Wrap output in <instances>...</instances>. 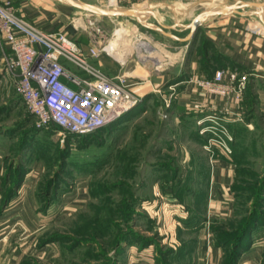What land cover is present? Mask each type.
Segmentation results:
<instances>
[{
    "label": "rangeland",
    "instance_id": "1",
    "mask_svg": "<svg viewBox=\"0 0 264 264\" xmlns=\"http://www.w3.org/2000/svg\"><path fill=\"white\" fill-rule=\"evenodd\" d=\"M80 23L78 29L68 24L61 31L99 48L115 42L118 54H100L113 65V74L95 65L108 77L128 78L125 60L150 64L159 56L153 45L143 47L141 38L156 37L157 31L135 19L94 14ZM11 56L0 43V173L9 186L19 167L25 175L36 173L33 209L17 216L26 236L22 264H192L197 235L187 219L204 212L207 159L220 151L214 143L210 150L203 146L212 134L198 133L200 141L184 120L171 121V105L165 107L159 96L145 113L135 110L129 123L114 126L112 135L101 132L88 143L63 134L59 126L41 127L20 98L19 76L5 68ZM248 85L249 79L238 108H231L238 120L225 123L230 142L234 129H240L243 152L234 177V215L218 226L229 233L234 222L253 214L258 222L251 236L264 244V117L251 104L259 82L252 90ZM154 142L159 152L150 151ZM121 180L128 186L116 185ZM77 191L85 195L81 203Z\"/></svg>",
    "mask_w": 264,
    "mask_h": 264
},
{
    "label": "crops",
    "instance_id": "2",
    "mask_svg": "<svg viewBox=\"0 0 264 264\" xmlns=\"http://www.w3.org/2000/svg\"><path fill=\"white\" fill-rule=\"evenodd\" d=\"M79 1L109 9L133 7L139 10L137 17H122L135 19L158 33L156 37L142 35L143 47L148 46L149 41L146 39L148 37L150 42H157L174 52L183 48L181 57L172 64L161 57L157 49L156 55L159 57L150 64L141 62L140 65H131L129 60H125L126 63L122 62L123 73H127V80L130 81V89L139 98L138 102L130 107L134 108V111L138 110L139 114L145 113L148 107L154 105L156 98L158 99L159 95L155 89L167 92L168 84H174L175 88L173 93L175 99L169 110L171 121L175 123L184 119L195 123L196 118L221 108L224 105L223 99L215 98L205 101L202 89L186 82L190 76L208 77L199 70V63L196 59V46L202 40H206L213 50L226 59L225 62L228 64L226 67H217L215 70L237 68L241 72L248 73L253 81L263 82L262 86H259L260 90L255 91V94H257V110L264 116V0ZM11 2L14 4L17 15L42 29L61 31L68 24L78 29V26L82 25L80 22H83L87 15H101L92 14L62 0H11ZM198 15H204L205 18L200 22L192 41L193 38L189 37L191 31L189 23ZM77 43L83 50L92 46L81 41ZM116 52L112 53L116 55ZM101 55L96 58L88 57V59L94 66L100 63L108 74H113L109 73L112 72L113 65L105 57L100 58ZM72 69L77 73L80 72L73 67ZM134 72H140L139 76ZM134 76L139 77V80H135ZM203 104H205L204 111L206 112L200 111ZM231 105L238 108L239 102L231 103ZM194 123L193 129H195ZM231 153L226 154L220 150L214 157L207 159L206 220L196 234L197 243L193 264L222 263V248L211 240L212 235L208 223L216 217H227L232 212L233 194H231L230 186L235 162ZM35 176L36 173L26 174L15 195L3 202L2 194L9 185L2 184L0 173V264H22L27 256L26 236L20 231V228L24 226L23 220L17 216L20 212L27 214L33 209L35 200L31 192ZM76 194V201L81 203L85 195L82 191H77ZM33 232L34 229L28 232L31 239L34 238ZM249 244L248 249L238 257L236 264H263L264 244L262 241L253 239Z\"/></svg>",
    "mask_w": 264,
    "mask_h": 264
},
{
    "label": "built area",
    "instance_id": "3",
    "mask_svg": "<svg viewBox=\"0 0 264 264\" xmlns=\"http://www.w3.org/2000/svg\"><path fill=\"white\" fill-rule=\"evenodd\" d=\"M0 43L6 44L12 54L5 68L11 76H19L20 98L41 127L53 124L63 134L90 133L113 123L139 100L124 74L108 77L89 61L88 57L107 52L106 46L83 50L65 32L42 29L21 18L11 0H0ZM247 75L237 68H219L211 77L195 75L186 79L202 89L205 101L224 100L221 108L196 118L194 123L199 134H212L203 145L207 150L214 143L222 152H232V136L225 123L239 118L231 103L242 98ZM167 90L155 89L165 107L175 99L174 84H168ZM204 110L205 104L200 108Z\"/></svg>",
    "mask_w": 264,
    "mask_h": 264
},
{
    "label": "trees",
    "instance_id": "4",
    "mask_svg": "<svg viewBox=\"0 0 264 264\" xmlns=\"http://www.w3.org/2000/svg\"><path fill=\"white\" fill-rule=\"evenodd\" d=\"M195 36V35H194ZM194 40V37L192 39V41ZM197 47V56L196 59L199 63V70L203 71L206 75L210 77L212 72L215 70V68L217 67H226L227 62L226 59L224 57H222V55H220L219 53H217L215 50L212 49V46H210V44L208 43V41L206 40H202ZM231 64V63H230ZM231 67L232 64L230 65ZM240 71V69H239ZM248 79L250 81V84L254 85L253 78L248 76ZM256 82H259V86H262L263 82H261L260 80H257ZM251 85L249 87V90L251 89ZM252 100H251V104L255 105V110L260 114V118L264 117L261 115V113L257 110V94L252 93ZM156 100H158L156 98ZM155 100V102H156ZM134 108H130V110H128L127 112H124L122 114V116L120 118H118L117 120H115L113 123H110L104 127H100L98 128V130H95L93 132L90 133H84L81 135L78 134H73V133H67L68 136L70 137H75V138H81L80 142L83 143H88V141H93L94 139L98 138V135L101 134V132H105V131H111V135L113 134V130H114V126L116 128V125L119 122H124V121H130L132 118H134L136 115H133L134 113ZM185 121V128L189 129L191 131V133L194 134V136L196 138L199 137L198 132L193 129L192 125L194 123V121H188L187 119H184ZM257 123H259L257 121ZM124 124V123H123ZM122 125V123H121ZM235 126V124H233ZM56 127H58L56 125ZM119 127V126H118ZM118 127L116 128V130L118 129ZM126 128V126L124 127ZM234 128V127H233ZM113 131V132H112ZM238 134L240 133V129H234V136L235 138H233V140L230 142L229 145H231L232 147V159L235 162V168H234V173H233V180L231 182V194H233V185H234V177L235 174L238 172L237 170V163L238 160L242 157L241 153L243 152V150L240 148L241 145L239 144V140L237 138ZM94 136V139H93ZM89 138V140L87 139ZM199 140L202 141L199 137ZM159 142H154L152 143V145L150 146L151 152H159ZM158 145V146H157ZM152 166H156L153 165ZM21 169V167H19ZM18 168V169H19ZM16 169L13 173L14 178L12 179L11 185L8 186L6 188V190H4L3 194H2V201L5 202V200L10 199L13 195H15L17 188L21 185V182L25 176L26 171H20V169L18 170ZM9 173V172H8ZM5 180L2 179V184H5ZM208 183V181H207ZM50 184V183H49ZM262 184L264 185V179L262 180ZM116 185H121V186H128L126 181H119L118 183H116ZM262 185V186H263ZM206 190H205V203H204V212L203 214L200 212L199 214H197L196 217L192 218L191 216L188 217L187 221L188 223L192 224L195 226L196 230H195V234H197L199 227H201L202 225H204V222L206 220V212H205V207H206ZM234 198H235V194H233L232 196V205H231V214L227 217L224 218H220V217H216L212 220H210V222L208 223V228H210V232L212 235V241L214 244H218L221 248H222V263L221 264H236L238 257L245 251L248 249V247L250 246V242L251 240H253L254 237L251 236V232L252 230L255 228L256 223L258 222V219H256L254 217V215H250L247 219L243 220V221H238V222H234L232 227V231L227 233L225 232L222 228H220L218 226V222H225L227 220H230L232 218V216L234 215ZM48 205V204H47ZM135 211V209L133 210ZM226 218V219H225ZM197 237V236H196ZM197 243V240H195ZM196 245V244H195ZM196 248V246H195ZM119 253V251H117ZM262 260H263V264H264V247H263V252H262ZM193 264V263H192Z\"/></svg>",
    "mask_w": 264,
    "mask_h": 264
},
{
    "label": "water",
    "instance_id": "5",
    "mask_svg": "<svg viewBox=\"0 0 264 264\" xmlns=\"http://www.w3.org/2000/svg\"><path fill=\"white\" fill-rule=\"evenodd\" d=\"M62 1H66L69 4H72L76 7H80L82 9H85L86 11H88L92 14L96 13V14H101V15L110 16V17L111 16H136L137 17L138 16L137 13L139 12V10H137L133 7H127L125 9H114V8L109 9V8L100 7V6L95 5V4L94 5L88 4V3H85V2L79 1V0L78 1L77 0H62ZM223 11H225V10H223ZM204 18H205L204 15H198L194 18L193 21H191L189 23V28L191 30L190 34H189L190 38L194 37V34L196 33L200 22L202 20H204ZM146 39L148 41H151L148 37H146ZM152 45L154 46V48H156L159 51V53L161 54V57H164L166 59V61L170 64L176 62L177 59L179 57H181L182 52H183V48H179L178 51L174 52V51H171L162 45H159L157 42H153Z\"/></svg>",
    "mask_w": 264,
    "mask_h": 264
},
{
    "label": "bare ground",
    "instance_id": "6",
    "mask_svg": "<svg viewBox=\"0 0 264 264\" xmlns=\"http://www.w3.org/2000/svg\"><path fill=\"white\" fill-rule=\"evenodd\" d=\"M116 32H117V34L119 35V37L118 38H121L122 37V33L123 32H121V29H117L116 30ZM151 44V45H150ZM148 46H149V48H151V46H152V42H150L149 41V43H148ZM106 49L109 51V52H116V50L118 49H116V44H115V42L113 43V42H110V44L109 45H107L106 46ZM116 54H117V52H116Z\"/></svg>",
    "mask_w": 264,
    "mask_h": 264
}]
</instances>
